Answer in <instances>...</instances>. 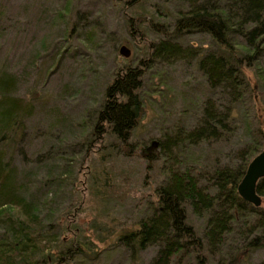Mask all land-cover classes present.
I'll return each instance as SVG.
<instances>
[{
	"label": "rangeland",
	"instance_id": "obj_1",
	"mask_svg": "<svg viewBox=\"0 0 264 264\" xmlns=\"http://www.w3.org/2000/svg\"><path fill=\"white\" fill-rule=\"evenodd\" d=\"M125 1L0 0L5 14L0 63L20 77L15 93L25 99L28 109L22 137L7 145V157L18 170L17 184L26 189L32 184L31 193L43 215L49 216L51 210L52 224L70 225V232L63 231L61 237L77 239L85 248L81 257L67 264H149L155 257L157 249L150 246L134 259L118 238L122 231L136 229L156 186L166 178L163 160L147 171L149 148L159 147L179 126L195 127L207 96L196 59L157 60L147 47L165 37L146 20L170 31L176 15L187 12L188 5L177 0H133L136 4L130 7ZM176 42L200 52L214 48L207 34L184 35ZM121 46L130 50L128 59L120 54ZM128 64L146 70L141 89L145 113L133 133L132 154L111 135L94 132L106 88ZM247 74L255 81L253 72ZM257 91L262 115L264 90ZM239 129L219 148L225 162L248 142L242 123ZM189 153L193 163L202 155L210 156L204 148L191 147ZM92 172L99 192L92 188ZM101 184L111 190L100 195ZM261 205L264 208L263 198ZM188 220L202 234L205 220L191 211ZM228 259L211 257L209 264H226ZM241 261L264 262V250ZM173 264L198 263L192 254Z\"/></svg>",
	"mask_w": 264,
	"mask_h": 264
},
{
	"label": "trees",
	"instance_id": "obj_2",
	"mask_svg": "<svg viewBox=\"0 0 264 264\" xmlns=\"http://www.w3.org/2000/svg\"><path fill=\"white\" fill-rule=\"evenodd\" d=\"M177 1L189 10L176 15L172 30L146 20L153 31L165 37L147 47L157 60L196 59L206 80L207 96L195 127L179 126L159 147L154 144L149 148L147 171L163 160L166 178L156 186L150 208L136 229L122 231L118 242L134 259L142 250L156 248L149 264H173L178 257L192 254L198 264H209L215 256L229 257L226 264H241L242 258L264 250V208L244 202L237 192L249 164L264 147V114L259 113L254 95L258 89L264 90V0ZM125 2L130 7L136 4ZM4 17L2 9L0 48ZM130 32L136 31L132 28ZM193 33L207 34L214 48L200 52L176 42ZM250 72L255 81L248 76ZM145 75L140 64L119 68L96 113L94 132L111 135L127 154L133 152V133L145 113L141 95ZM19 83L20 77L0 63V264L71 263L85 248L77 239L61 237L63 231L70 232V225L52 224L49 220L55 215L51 210L49 216L43 215L39 210L42 206L31 193L32 184L27 189L17 184L18 170L7 157V145L20 141L27 118L26 101L15 93ZM241 123L248 142L225 162L219 148L240 130ZM191 147L204 148L209 159L202 155L193 163ZM94 172L90 180L98 191ZM257 184L256 193L264 199V179ZM109 190L101 184L100 195ZM190 211L205 220L202 234L188 222Z\"/></svg>",
	"mask_w": 264,
	"mask_h": 264
},
{
	"label": "water",
	"instance_id": "obj_3",
	"mask_svg": "<svg viewBox=\"0 0 264 264\" xmlns=\"http://www.w3.org/2000/svg\"><path fill=\"white\" fill-rule=\"evenodd\" d=\"M120 54L128 59L130 55V50L127 47L121 46ZM244 178L239 183L237 192L242 200L255 208L262 207V199L256 193L257 183L264 179V149L263 151L254 157V159L249 164Z\"/></svg>",
	"mask_w": 264,
	"mask_h": 264
}]
</instances>
